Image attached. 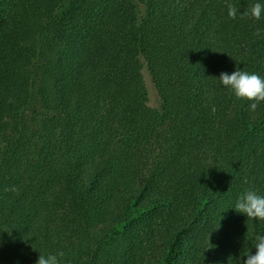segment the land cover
Returning <instances> with one entry per match:
<instances>
[{
  "label": "trees",
  "instance_id": "1",
  "mask_svg": "<svg viewBox=\"0 0 264 264\" xmlns=\"http://www.w3.org/2000/svg\"><path fill=\"white\" fill-rule=\"evenodd\" d=\"M257 2L0 0V264L255 252L264 221L232 207L264 194V102L217 78L264 76Z\"/></svg>",
  "mask_w": 264,
  "mask_h": 264
},
{
  "label": "clouds",
  "instance_id": "2",
  "mask_svg": "<svg viewBox=\"0 0 264 264\" xmlns=\"http://www.w3.org/2000/svg\"><path fill=\"white\" fill-rule=\"evenodd\" d=\"M264 13V0H258L253 4L247 15L255 20L261 18ZM229 16L236 17V9H229ZM219 84L227 89L237 100L248 102V108L255 111L261 102H264V76L249 72L237 67L232 73H221L217 78ZM232 209L243 214L247 220L264 221V194H259L253 189L242 192L236 199ZM255 252L237 260V264H264V233H257L253 239ZM36 264H61L64 253L39 252ZM246 257V258H245Z\"/></svg>",
  "mask_w": 264,
  "mask_h": 264
},
{
  "label": "rangeland",
  "instance_id": "3",
  "mask_svg": "<svg viewBox=\"0 0 264 264\" xmlns=\"http://www.w3.org/2000/svg\"><path fill=\"white\" fill-rule=\"evenodd\" d=\"M148 86H149V89H150V104L152 106H155V105H157L156 94L154 93V89L152 88V86L149 85V84H148Z\"/></svg>",
  "mask_w": 264,
  "mask_h": 264
}]
</instances>
